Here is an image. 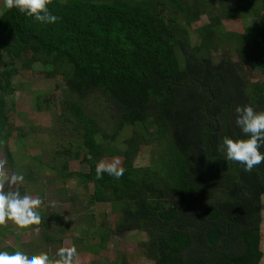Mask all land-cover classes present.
Listing matches in <instances>:
<instances>
[{
	"label": "trees",
	"instance_id": "obj_1",
	"mask_svg": "<svg viewBox=\"0 0 264 264\" xmlns=\"http://www.w3.org/2000/svg\"><path fill=\"white\" fill-rule=\"evenodd\" d=\"M48 7L53 24L15 7L0 14V152L24 175L16 191L38 185L44 170L52 184L74 180L88 206L110 205L116 234L144 236L148 264H262L264 162L245 171L218 145L225 136L246 138L235 125L237 105L264 111V0H221L212 9L204 0H48ZM233 20L248 22L221 31ZM28 71L56 82L52 98L30 91L37 110L52 116V146L16 157L6 115L15 94L27 91L15 81ZM249 72L259 77L249 80ZM15 130L25 151L28 135ZM144 146L151 159L137 165ZM82 150L118 160L123 175L97 179L95 163L73 169ZM34 225L47 243L61 242L42 216ZM99 235L95 254L108 239Z\"/></svg>",
	"mask_w": 264,
	"mask_h": 264
},
{
	"label": "rangeland",
	"instance_id": "obj_2",
	"mask_svg": "<svg viewBox=\"0 0 264 264\" xmlns=\"http://www.w3.org/2000/svg\"><path fill=\"white\" fill-rule=\"evenodd\" d=\"M207 8L212 9L215 3L221 0H204ZM235 5L237 0H226ZM3 0H0V14L5 11ZM203 17L202 20H204ZM248 22V21H247ZM246 21L233 20L225 21L221 31L223 32H240L243 31L247 24ZM199 23L191 25L189 35L195 43L198 40L196 28ZM248 79H256L259 77L256 72H249ZM16 84H27V91L19 90L14 97L15 110L6 115L7 127L13 129V134L9 140L10 151L19 157L18 153L25 152L30 156L48 154L47 150L52 146L49 140L48 130L52 122V116L48 112H40L37 110L34 98H30V91L39 94H46L45 98H52V89L56 87V82L47 78L46 74H34L31 72H22L16 78ZM15 128H22L27 136V149L23 151L18 146V132ZM36 128V129H33ZM38 132V133H37ZM194 151V148H193ZM151 159L150 147L144 146L138 157L137 165H146ZM48 162L49 160H45ZM30 163L34 164L32 161ZM103 162L106 165L115 164V159L100 158L92 156L88 151L82 150L79 161L71 164L73 169L80 170L87 167L91 168V163ZM118 163L117 167H119ZM34 172L36 167L32 168ZM12 168L9 166L8 160L4 153L0 152V190L16 191L23 189L24 186L19 183L12 186L8 184V178L13 174ZM38 185L28 184L27 193L32 196H39L41 199L38 208L41 216L49 223L48 232H52L56 239L61 242L47 243L43 239L45 232L40 227L34 225L33 228H21L11 221L0 224V250L12 252L14 249H21L28 253H46L50 260L55 264L59 259L57 252L63 248L65 250H76V255L72 259V264H115L124 253L126 264H148L144 258L143 244L144 236L139 234H116L112 230L115 217L111 215L110 205L103 208L97 206H88L87 197L82 187H78L76 182L69 181L62 184H52L47 177H52L49 170H44L38 174ZM44 180V182H42ZM46 181V182H45ZM46 186V190L41 193V186ZM66 191H60L61 188ZM105 213V215H103ZM94 214L95 226H90L89 219ZM58 223L55 228L53 225ZM51 224V226H50ZM33 225V224H32ZM262 245L264 249V199H263V223H262ZM99 233L108 234L105 247L95 254L90 248L98 240ZM120 261V259H119ZM264 264V262L262 263Z\"/></svg>",
	"mask_w": 264,
	"mask_h": 264
},
{
	"label": "clouds",
	"instance_id": "obj_3",
	"mask_svg": "<svg viewBox=\"0 0 264 264\" xmlns=\"http://www.w3.org/2000/svg\"><path fill=\"white\" fill-rule=\"evenodd\" d=\"M6 8L15 7L20 13L34 18L36 21L53 24L58 17L48 7V0H3ZM235 111V125L246 138L233 139L225 136L218 145V151L224 153L227 161L239 163L245 171H251L254 166L264 162V152L260 148L264 146V111H255L251 105H237ZM115 164L106 165L99 162L96 165V178H102L107 172L110 176L119 179L124 169ZM24 175L13 173L8 178L9 186L22 183ZM41 199L27 192L23 195L19 191L0 190V224L11 221L15 225L25 228L40 220L41 213L38 208ZM76 255L75 248L65 250L61 248L57 252L59 259L55 264H72ZM0 264H53L46 253H28L21 249L12 252L0 250Z\"/></svg>",
	"mask_w": 264,
	"mask_h": 264
}]
</instances>
